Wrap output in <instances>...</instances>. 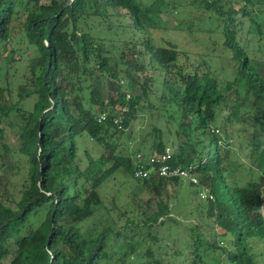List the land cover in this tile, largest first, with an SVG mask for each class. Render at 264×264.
Returning <instances> with one entry per match:
<instances>
[{
    "label": "trees",
    "instance_id": "trees-1",
    "mask_svg": "<svg viewBox=\"0 0 264 264\" xmlns=\"http://www.w3.org/2000/svg\"><path fill=\"white\" fill-rule=\"evenodd\" d=\"M179 1L0 0V45L40 55L27 93L35 96L33 106L12 105L20 118L13 123L19 152L31 169L19 198L7 189L0 193V264H264V0H240L238 8L233 0H191L183 14L192 22L172 26L220 32L228 54L222 68L233 71L227 80L215 75L213 58L202 57L188 70L178 64L176 42L160 45L145 35L159 27L156 17L165 9L179 11ZM20 4L25 19L15 17ZM127 16L132 23H120L128 36L116 54L89 20ZM246 24L263 44L239 38ZM157 74L164 77L158 108L170 111L184 137L171 163L197 166L199 182L190 186L198 196L183 205L159 202L157 209L134 215L114 200L111 207L104 202L101 189L116 172L158 192L181 180L136 178L134 155L146 144L142 140L137 151L122 146L147 111ZM105 76L107 97L96 86ZM236 134L246 139V181L236 176L242 170L231 150ZM84 139L103 147L99 159L86 152ZM166 149L159 137L148 153ZM250 188L259 198L246 194ZM205 190L208 196L201 198ZM186 203L191 212L185 216L198 220L179 241L177 231L186 222L172 211ZM102 209L106 214L96 219Z\"/></svg>",
    "mask_w": 264,
    "mask_h": 264
},
{
    "label": "rangeland",
    "instance_id": "rangeland-1",
    "mask_svg": "<svg viewBox=\"0 0 264 264\" xmlns=\"http://www.w3.org/2000/svg\"><path fill=\"white\" fill-rule=\"evenodd\" d=\"M151 2L152 0H148ZM191 0H180L182 4L179 11L171 12L166 10L157 15L156 19L159 23V27L149 28L146 30L145 35L151 36L157 44L163 45L165 41L171 40L176 42L180 50V56L178 64L186 67L188 70H194L198 65L202 57L208 59L213 58L212 68L215 75L223 80L232 78V69L224 67L226 60L228 61L227 52L223 48V35L220 32L208 33L202 30H198V26H194V30L188 28L174 29L172 26L181 23L183 26H188L192 22V18L185 12L186 5ZM232 4L235 8L241 6L240 0H233ZM27 9L24 4L17 5L15 17L18 19H25L27 16ZM126 21V22H125ZM119 20L117 17H113L111 20H102L98 18H91L89 20L90 27H96L100 30V34L106 37L107 47L111 48L112 44L115 45L114 51L116 54L120 53L119 47L121 42L128 36L124 27L120 23H132V19L127 16L126 20ZM112 25L114 30L109 31L108 28ZM249 24H246L242 30L239 31L238 36L242 41H253L255 45L263 44L259 41L257 36L249 35L247 33ZM117 30V33L114 32ZM113 39L111 41L110 39ZM0 193L7 189L8 193H12L15 198H19L22 189L28 179L30 171V163L26 156L19 152L17 129L13 126V123H20L19 112L12 109V105L15 102L21 101V105L27 108H31L35 102V96H28V92L33 91L32 75L34 69L37 67V62L40 59L39 52L36 49L23 48L22 51H11V47L4 50V46L0 45ZM227 57V58H226ZM143 61V58H140ZM156 80L153 85L152 93L149 96L146 104L147 111L140 114V116L134 121L132 129L122 139V146L125 148L129 145L132 146L133 151H137L140 147V143L144 140L146 148H142L145 153L149 152V146L152 141L159 140V137L166 141L167 147L175 151V148L179 146L183 135L177 133L178 123L170 120L169 110H159L160 104L159 97L162 94L164 84V77L161 74L155 76ZM98 86L104 95L108 96L107 77H103L101 80L96 81ZM138 91H140L138 87ZM149 101V102H148ZM151 105V106H150ZM10 110V116L7 117L5 113ZM3 129V131H1ZM157 129V130H155ZM246 136V135H245ZM232 141L231 150L233 159L242 165V170L236 173V176L242 177L245 181L248 179L246 168L247 162V150L245 145V137H239L237 134ZM86 152L93 157L99 159L100 154L103 152V147L96 143L94 140H85L84 144ZM84 151L82 157L84 166L88 164V157ZM103 169H106L112 165V161L103 164ZM199 174V173H198ZM156 183V182H155ZM191 181L188 179L180 180V183H174L172 181L160 189L158 192L152 186V184H139L136 180H131L122 176L116 172L108 181L105 182L101 191L103 194L104 202L108 207L112 206V201L118 205L119 209L123 211H129V214L138 215L140 209L150 208L151 210L157 209L159 202H168L170 205H181L192 196L193 200L197 198V194H192L193 189L190 186ZM250 184V183H249ZM156 185V184H155ZM249 196L259 198V194L254 188H250V191L246 193ZM208 192L205 190L200 195L201 198H206ZM191 198V200H192ZM192 200V201H193ZM195 200L194 202H196ZM182 203V205H183ZM140 205V206H138ZM194 207V206H193ZM183 210V211H182ZM179 212L172 211V215L180 220H185V224L181 225L177 231L179 241L186 235L189 230L188 227L192 223H196L198 220L196 215L192 217H186L190 214L191 205L184 204V207H179ZM107 210L102 209L98 214V219L102 214H106ZM117 216V215H115ZM96 219L91 220V224ZM209 230L212 228L211 223H203ZM209 226V227H208ZM216 228V226H214ZM173 230V229H172ZM174 232V231H173ZM175 233V232H174ZM176 234H173L174 237ZM170 242V240H167ZM180 242L174 246L175 249L180 247ZM185 255H190L189 251H185ZM136 264L139 263L137 260ZM211 264H214L210 262Z\"/></svg>",
    "mask_w": 264,
    "mask_h": 264
},
{
    "label": "built area",
    "instance_id": "built-area-1",
    "mask_svg": "<svg viewBox=\"0 0 264 264\" xmlns=\"http://www.w3.org/2000/svg\"><path fill=\"white\" fill-rule=\"evenodd\" d=\"M174 152L175 151L169 147H167L164 152H153L150 154L137 151L134 155L135 177L142 179L179 177L182 179H188L194 183L199 182V172L197 171V166L194 163H171Z\"/></svg>",
    "mask_w": 264,
    "mask_h": 264
},
{
    "label": "water",
    "instance_id": "water-1",
    "mask_svg": "<svg viewBox=\"0 0 264 264\" xmlns=\"http://www.w3.org/2000/svg\"><path fill=\"white\" fill-rule=\"evenodd\" d=\"M69 2L71 3V2H72V0H69Z\"/></svg>",
    "mask_w": 264,
    "mask_h": 264
}]
</instances>
